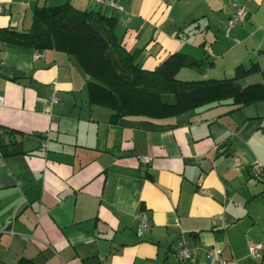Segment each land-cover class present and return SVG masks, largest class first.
I'll list each match as a JSON object with an SVG mask.
<instances>
[{"label": "crops", "instance_id": "0c3cea01", "mask_svg": "<svg viewBox=\"0 0 264 264\" xmlns=\"http://www.w3.org/2000/svg\"><path fill=\"white\" fill-rule=\"evenodd\" d=\"M109 1L122 10L0 0V28L27 30L36 8L69 3L116 17L144 69L180 52L204 64L179 80L264 70V0ZM239 6L248 17L229 26ZM86 83L64 52L0 42V264H212L211 249L230 264H264V249L249 251L264 246V102L114 122ZM181 249L192 252L184 262Z\"/></svg>", "mask_w": 264, "mask_h": 264}, {"label": "trees", "instance_id": "16d2710c", "mask_svg": "<svg viewBox=\"0 0 264 264\" xmlns=\"http://www.w3.org/2000/svg\"><path fill=\"white\" fill-rule=\"evenodd\" d=\"M116 24V17L100 10L80 11L69 3L44 5L34 10L27 30L0 28V42L74 57L87 77L89 102L108 108L114 122L125 118L154 122L219 103L232 105L233 111L264 102V83H240L256 73L264 79L257 64L236 67L230 78L179 80L180 69L199 68L203 60L175 52L153 70L144 69L140 54L118 40Z\"/></svg>", "mask_w": 264, "mask_h": 264}, {"label": "built area", "instance_id": "2783aa9c", "mask_svg": "<svg viewBox=\"0 0 264 264\" xmlns=\"http://www.w3.org/2000/svg\"><path fill=\"white\" fill-rule=\"evenodd\" d=\"M30 1H45V0H30ZM96 4L98 5H106L108 7L117 9V10H122V7L115 4L112 1L109 0H94ZM248 17V13L247 11L244 9V7L239 6L235 8V12L233 13V15L231 16V18L228 21L229 26H234L235 24L238 23H242L244 22ZM58 102V98L55 94H53L50 97V104L54 105ZM3 104V98L0 96V105ZM142 163L147 164L148 163V159L143 158L141 159ZM261 170L257 167L253 168V174L256 176H259L261 174ZM140 226L142 229H146L147 225L145 224L144 221H141ZM262 249H264V246H262L261 243H253L249 246V251L250 254L253 257H260L261 251ZM191 251L188 249H181L177 252L176 257L178 259L179 262H184L186 259L190 258L191 256ZM207 257L209 259V261L212 264H230L227 260H225L222 256H221V252L219 250L216 249H211L207 252Z\"/></svg>", "mask_w": 264, "mask_h": 264}, {"label": "rangeland", "instance_id": "374dc122", "mask_svg": "<svg viewBox=\"0 0 264 264\" xmlns=\"http://www.w3.org/2000/svg\"><path fill=\"white\" fill-rule=\"evenodd\" d=\"M241 85H244V84L241 82Z\"/></svg>", "mask_w": 264, "mask_h": 264}]
</instances>
